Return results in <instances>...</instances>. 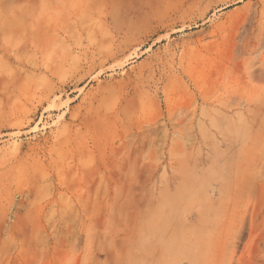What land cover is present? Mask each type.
Instances as JSON below:
<instances>
[{
  "label": "rangeland",
  "instance_id": "obj_1",
  "mask_svg": "<svg viewBox=\"0 0 264 264\" xmlns=\"http://www.w3.org/2000/svg\"><path fill=\"white\" fill-rule=\"evenodd\" d=\"M0 264H264V0H0Z\"/></svg>",
  "mask_w": 264,
  "mask_h": 264
}]
</instances>
